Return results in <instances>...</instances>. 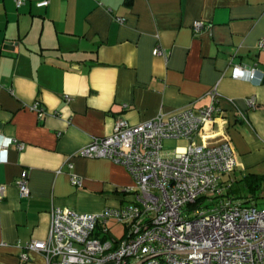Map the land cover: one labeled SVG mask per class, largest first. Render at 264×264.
Masks as SVG:
<instances>
[{"label":"crops","instance_id":"1","mask_svg":"<svg viewBox=\"0 0 264 264\" xmlns=\"http://www.w3.org/2000/svg\"><path fill=\"white\" fill-rule=\"evenodd\" d=\"M37 1L17 8L0 0V137L25 143L11 144L0 161V264H48L42 252L21 255L26 243L48 238L54 206L96 213L127 203L124 189L135 181L124 165L73 155L110 135L118 117L136 124L207 106L217 88L222 115L194 142L232 141L231 197L237 172L264 180V82L232 76L233 64L264 73V0ZM198 20L205 25L195 32ZM156 47L168 57L155 55ZM36 101L47 111L41 118L31 108ZM177 140L187 143L175 147L190 144ZM67 159L82 185L71 182ZM24 170L28 197L16 184Z\"/></svg>","mask_w":264,"mask_h":264},{"label":"built area","instance_id":"2","mask_svg":"<svg viewBox=\"0 0 264 264\" xmlns=\"http://www.w3.org/2000/svg\"><path fill=\"white\" fill-rule=\"evenodd\" d=\"M27 1L15 0L17 8ZM49 2L40 0L36 6ZM116 19L125 22L124 17ZM204 25L195 21L194 31L200 32ZM259 47H264V37ZM154 54L168 57L161 47ZM232 76L264 82L262 71L240 64H233ZM209 94L211 102L200 108L188 105L136 124L118 117L110 135L93 137L73 153L124 165L135 181L124 189L128 201L96 213L54 206L48 238L26 243L21 258L38 251L48 264H264V208L229 195L231 174L238 165L232 141L194 142L204 125L222 115L217 88ZM65 99L72 97L66 94ZM247 101L256 107L255 97ZM31 108L40 118L47 113L40 101ZM180 138L190 144L164 148V140ZM13 143L19 149L25 146L12 137H0V161H7ZM65 165L71 182L82 185L74 163L67 159ZM16 184L21 197L30 196L26 170ZM4 189L0 185L1 195ZM116 225L120 234L113 230Z\"/></svg>","mask_w":264,"mask_h":264},{"label":"rangeland","instance_id":"3","mask_svg":"<svg viewBox=\"0 0 264 264\" xmlns=\"http://www.w3.org/2000/svg\"><path fill=\"white\" fill-rule=\"evenodd\" d=\"M185 140L177 139H166L164 140V148L167 151L173 150L176 145L186 144ZM237 182H236V198H250L247 204L256 203L257 207L260 209L264 208V180L259 187H252L249 184L240 179V173L237 172ZM117 234H120L121 227L116 225L113 229Z\"/></svg>","mask_w":264,"mask_h":264},{"label":"trees","instance_id":"4","mask_svg":"<svg viewBox=\"0 0 264 264\" xmlns=\"http://www.w3.org/2000/svg\"><path fill=\"white\" fill-rule=\"evenodd\" d=\"M242 180L246 181L249 184V186L259 187V186H261L263 178L262 177H258V176L254 175V174H250V175H246ZM242 199L249 200L250 198L245 197V198H242Z\"/></svg>","mask_w":264,"mask_h":264},{"label":"clouds","instance_id":"5","mask_svg":"<svg viewBox=\"0 0 264 264\" xmlns=\"http://www.w3.org/2000/svg\"><path fill=\"white\" fill-rule=\"evenodd\" d=\"M7 142V141H6Z\"/></svg>","mask_w":264,"mask_h":264}]
</instances>
